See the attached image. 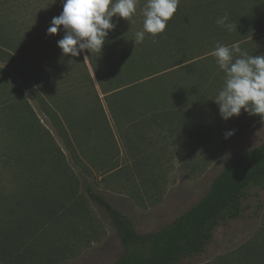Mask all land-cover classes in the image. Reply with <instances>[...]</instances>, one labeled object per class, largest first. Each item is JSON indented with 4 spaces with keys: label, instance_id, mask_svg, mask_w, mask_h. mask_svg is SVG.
Here are the masks:
<instances>
[{
    "label": "trees",
    "instance_id": "16d2710c",
    "mask_svg": "<svg viewBox=\"0 0 264 264\" xmlns=\"http://www.w3.org/2000/svg\"><path fill=\"white\" fill-rule=\"evenodd\" d=\"M193 1L196 8L193 15L201 16L204 7L210 8L205 15L214 22L226 11L233 24L240 20L233 8L228 10L221 0H206L204 4L203 0ZM260 1V23L252 29L247 28L251 37L239 40L243 41L241 48L253 55L264 54L261 48L264 44V0ZM62 10L63 0H0V62L9 66L21 82L0 67V78L5 81L0 97V126L4 128L0 142L5 146L4 151L0 148V165L7 166V169L2 167L9 174V182L0 185V258L13 263L52 261L69 248L71 239L84 231L85 224L91 227L92 217L87 205L90 199L105 211L123 247L122 253L107 264H179L183 258L204 250L218 224L241 214V202L253 189L264 188V140L234 155L212 179L200 199L171 222L154 231H136L132 220L92 186L83 185L84 193L81 192L80 180L67 166L60 148L53 146L49 131L37 123L27 101L24 90L57 125L63 126L62 117H66V128L59 131L73 150L72 137H77L67 118L66 113L70 111L65 110L62 103L58 104L73 98L71 81L80 77L87 80L96 101L99 96L82 52L77 57L62 55L57 41L63 38V26L58 34H47L52 18ZM183 16L182 22L191 30L189 13L185 11ZM113 20L117 22L116 28L109 31L101 52H84L100 91L105 93L115 123L123 127V133L128 131L134 135L131 147L138 155L137 161L146 157L142 154V146L135 143L142 140L147 129L165 133L163 139L174 136L175 132L190 138L216 136H211L216 131L209 127L215 121L220 122L217 121L221 117L217 113L218 105L213 99L223 85V71L219 67L213 69L212 81L206 84L207 60H199L197 55L188 56L177 68L174 67L177 63L167 65L151 59L148 53L151 43L146 36L142 43L131 44L129 35L137 31L127 30L124 18L114 17ZM180 21L173 15L157 39L163 41L162 34L174 33L170 29ZM256 41L259 44L255 45ZM122 50L125 52H119ZM180 53L184 56L183 51ZM121 58H124L122 66L118 65ZM70 61L75 65L69 64ZM114 61L115 64L107 65ZM71 66L78 69L72 70ZM178 70L189 71L195 85H186L180 80L176 86L175 72ZM161 79L165 81L155 87ZM129 96H137L140 104L141 113L132 120L118 114L128 117L130 102L126 100ZM117 97L123 99L116 103ZM99 109L103 110L101 106ZM242 113L254 120L261 119L259 115H249L243 110ZM78 121L80 132L89 130L82 118ZM1 173L2 170L0 176ZM235 255L236 258H227L225 264H264V235L253 244L243 246Z\"/></svg>",
    "mask_w": 264,
    "mask_h": 264
},
{
    "label": "rangeland",
    "instance_id": "374dc122",
    "mask_svg": "<svg viewBox=\"0 0 264 264\" xmlns=\"http://www.w3.org/2000/svg\"><path fill=\"white\" fill-rule=\"evenodd\" d=\"M204 1L206 0L202 1L203 4ZM145 3L146 0H139L133 22L125 21L127 30L131 32L142 30L144 19L142 10ZM221 3L226 5L228 10L233 8L234 13L240 16L239 22L234 24L236 27L233 31L229 32L225 29L219 31L216 22L205 15L210 8L203 7L201 16L193 15L196 9L193 7L194 1L180 0L174 16L175 20L181 19V21L176 22L170 29L174 33L169 36L162 34L163 41L157 39L158 35H145L148 43H151L148 50V53H151L150 58L167 65L177 63L174 65L177 68L185 63L188 56L197 55L199 60H207L205 67L209 73L206 84H210L211 76L214 74L213 69L218 67L215 57L211 54L216 43L229 46L234 42L242 44L243 41L239 40L251 37L247 28L252 29L261 21L260 0H221ZM185 11L191 17V30L187 29L185 22H182L184 19L182 14ZM134 37V34L129 35L131 44H134ZM117 42L118 40L115 44ZM257 44L259 43L256 41L255 45ZM121 46L122 44L119 45ZM261 48L264 49V44ZM182 51L184 56H180ZM82 56L92 76L99 101L93 97L87 80L80 77L71 81L73 98L62 100L58 104L62 103L61 106L70 111L66 114L74 128L73 131L76 132L77 138L72 137V140L73 150L77 155L67 146L59 131L66 128V117H62L63 126L57 125L38 108L36 100L26 90L24 92L37 118V123L49 131L53 146L60 148L67 166L80 180L81 192L84 193L83 185L92 186L113 207L126 214L138 232L154 231L171 222L200 199L212 179L234 155L264 140V119L254 120L242 113L236 118L223 120L220 117L217 120L220 122L215 121L209 127L210 130L216 131L211 134V136L216 135L211 139H202L203 136L190 138L177 132L174 136L163 139L165 133L147 129L142 134V140L135 143L137 146H142V154H146V157L137 161L138 155H135L131 147L134 135L128 131L123 133L121 129L123 127L115 123L109 112L105 93L100 91L84 51ZM119 60L118 65H124V58ZM101 62L102 60H99V63ZM115 62L107 65H113ZM0 67H4L16 77L15 72L6 64L0 62ZM71 69L78 68L71 66ZM17 80L21 84L19 78ZM180 80L185 81L186 85H195L194 76L189 71H176V86L179 85ZM164 81L161 79L154 86L157 87ZM4 86L5 81L0 78V97ZM64 96L61 98H65ZM121 99L123 98L117 97V101L114 102L118 103ZM126 101L130 102L128 117L123 113L118 114L124 119L132 120L141 113L139 99L137 96L134 98L129 96ZM100 106L102 111L99 109ZM217 113L219 114V110ZM81 118L89 126V130L85 133L84 130L80 132L77 127V122ZM124 119H122L123 124L126 125ZM3 129V126H0V140L4 133ZM229 130H235L234 135L225 139L224 134ZM0 148L4 151L5 146L4 144L2 146L1 142ZM2 166L4 167L1 163L0 185L9 182V174L5 170L7 166L4 167L5 169ZM139 167L142 173L138 170ZM87 205L92 217L91 227L85 224L84 231L72 238L69 248L58 257H54L50 262L21 263L6 262L0 258V264H107L115 260L123 251L118 236L105 211L90 199ZM241 205L242 210L238 217L228 218L214 228L212 237L203 251L183 258L179 264H225L227 258H236L235 254L243 246L253 244L264 235V188L253 189L250 195L242 200ZM230 259L228 261L234 263Z\"/></svg>",
    "mask_w": 264,
    "mask_h": 264
},
{
    "label": "clouds",
    "instance_id": "9594fccd",
    "mask_svg": "<svg viewBox=\"0 0 264 264\" xmlns=\"http://www.w3.org/2000/svg\"><path fill=\"white\" fill-rule=\"evenodd\" d=\"M138 3L139 0H63V10L52 18L47 34H58L63 26V38L57 41L63 56L77 57L84 50L100 53L109 31L116 28L113 18L132 23ZM179 4L180 0H146L143 28L135 33V44L142 43L146 34L163 33ZM216 24L229 32L236 27L227 11L216 19ZM211 54L224 73L223 85L213 99L221 118L228 120L243 110L264 119V54H249L239 42L230 46L217 42ZM234 131L225 132V139Z\"/></svg>",
    "mask_w": 264,
    "mask_h": 264
},
{
    "label": "crops",
    "instance_id": "0c3cea01",
    "mask_svg": "<svg viewBox=\"0 0 264 264\" xmlns=\"http://www.w3.org/2000/svg\"><path fill=\"white\" fill-rule=\"evenodd\" d=\"M259 120H263V119H259Z\"/></svg>",
    "mask_w": 264,
    "mask_h": 264
}]
</instances>
